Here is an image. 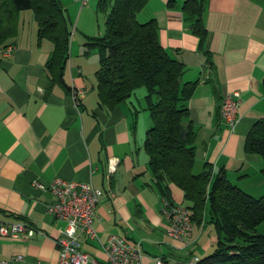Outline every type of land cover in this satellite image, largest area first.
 <instances>
[{"label": "crops", "instance_id": "crops-1", "mask_svg": "<svg viewBox=\"0 0 264 264\" xmlns=\"http://www.w3.org/2000/svg\"><path fill=\"white\" fill-rule=\"evenodd\" d=\"M60 1L73 22L72 9L79 4ZM168 1L149 0L136 21L155 20L160 45L184 66L181 83L198 81L183 123L196 133L193 174L208 163L212 177L222 169L232 185L264 197L262 160L243 151L250 128L264 117V5L259 0H209L203 15L207 40L200 49L183 20L180 7L186 0H172V8ZM80 24L78 40L77 33L71 36L63 76L69 90L84 91L77 110L70 91L56 86L47 94L44 66L52 44H38L31 11L18 14L11 51L6 52L7 47L0 52V224L25 221L35 230L32 237H0V264H58L55 240L63 236L65 223L47 213L50 194L32 186L47 185L54 178L91 183L104 192L93 220L101 242L110 236L140 240L146 263L153 256H162L166 264L208 256L216 235L206 220L194 224L187 243L166 235L161 199L143 150L150 126L145 89L135 90L110 112L101 109L95 78L100 53L94 48L86 54L84 43L103 34L104 21L102 33L92 21ZM233 92L239 94V103L230 129L220 120L219 110L224 95ZM110 158L119 163L107 179ZM170 192L174 204L184 206L182 191L171 186ZM134 229L143 235L134 238ZM80 244L84 252L103 259L98 243L81 237Z\"/></svg>", "mask_w": 264, "mask_h": 264}, {"label": "trees", "instance_id": "trees-1", "mask_svg": "<svg viewBox=\"0 0 264 264\" xmlns=\"http://www.w3.org/2000/svg\"><path fill=\"white\" fill-rule=\"evenodd\" d=\"M149 0H98L96 12L104 17L101 36L88 37L84 46L88 54L97 48L100 55L95 73L98 105L110 112L144 88L150 120L143 150L153 185L160 199L174 204L170 187L183 193L184 207L193 224L205 220L216 235L215 248L197 264H264V234L257 227L264 222V197H253L232 185L221 169L212 177L206 163L193 174L196 133L185 126L187 102L198 81L181 83L184 66L160 45L155 20L144 24L136 15ZM209 0H186L181 5L183 20L197 37L202 49L207 40L203 22ZM264 5V0H259ZM168 1V7H174ZM31 11L37 26V42L48 40L52 51L45 63L47 94L56 86L69 92L64 72L69 59L73 32L66 8L60 0H0V52L9 47L18 33V14ZM208 56V54L206 53ZM264 92V79L261 82ZM243 151L259 156L264 178V117L247 133Z\"/></svg>", "mask_w": 264, "mask_h": 264}, {"label": "built area", "instance_id": "built-area-1", "mask_svg": "<svg viewBox=\"0 0 264 264\" xmlns=\"http://www.w3.org/2000/svg\"><path fill=\"white\" fill-rule=\"evenodd\" d=\"M80 7L88 4L89 0H75ZM6 52L11 51L8 47ZM84 95L82 89H70V99L73 108L80 106ZM239 94L227 93L222 99L219 110L220 120L230 129L237 118ZM118 159L110 158L106 167V178L116 173ZM32 186L46 191L52 197V202L46 205L47 213L55 219L65 223L63 236L55 243L58 247V264H166L162 256L150 257L146 263L142 252L141 242L132 241L126 237L110 236L101 242L93 227L95 211L104 197V192L92 186L91 183H74L60 178H54L49 184L42 185L34 182ZM160 213L166 221V235L174 240L187 243L193 233L194 224L189 211L181 205L170 204L161 199ZM35 230L25 221H14L0 224L1 238H17L19 235L32 237ZM96 242L103 252V259L99 260L81 249L80 238ZM21 257H17L20 260ZM199 259L192 257L177 264H197Z\"/></svg>", "mask_w": 264, "mask_h": 264}, {"label": "rangeland", "instance_id": "rangeland-1", "mask_svg": "<svg viewBox=\"0 0 264 264\" xmlns=\"http://www.w3.org/2000/svg\"><path fill=\"white\" fill-rule=\"evenodd\" d=\"M97 1L98 0H91V2H89L83 8H80L79 5H75L73 7V9H72V20H73V32H72V34L75 35V33H77L76 34V40H78L79 32L82 30L80 22L85 20V19H87L88 25H90L91 21H92V24H94V27L96 30H97V24H98L100 27V33H102V30H103L102 26H103L104 17L101 13L96 12ZM24 12H26V11L20 12V14L22 15V13H24ZM257 232L260 234H264V222L257 227ZM133 235H134L133 236L134 238H139L140 236L143 235V231L134 229ZM138 241L141 242L140 240H138ZM148 247H149L148 245H145V248H148Z\"/></svg>", "mask_w": 264, "mask_h": 264}]
</instances>
